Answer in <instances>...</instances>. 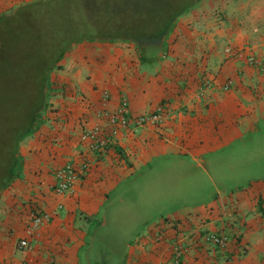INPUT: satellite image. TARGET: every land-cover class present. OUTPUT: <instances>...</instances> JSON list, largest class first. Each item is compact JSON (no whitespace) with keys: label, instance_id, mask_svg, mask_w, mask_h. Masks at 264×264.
Returning <instances> with one entry per match:
<instances>
[{"label":"crops","instance_id":"0c3cea01","mask_svg":"<svg viewBox=\"0 0 264 264\" xmlns=\"http://www.w3.org/2000/svg\"><path fill=\"white\" fill-rule=\"evenodd\" d=\"M29 1L0 0V15ZM136 46L84 41L52 70L41 123L21 140V165L0 192V264H87L89 244L113 256L116 240L127 264H177L178 245V264H264V66L250 62L264 63V0H206L158 46ZM104 91L111 111L125 100L136 117L165 103L167 117L118 130L94 155L83 131L106 124ZM85 162L74 193L57 195L56 169ZM133 196L159 216L120 235L104 211ZM35 210L51 218L29 235ZM199 229L230 231L229 249ZM23 238L29 248H19Z\"/></svg>","mask_w":264,"mask_h":264},{"label":"trees","instance_id":"16d2710c","mask_svg":"<svg viewBox=\"0 0 264 264\" xmlns=\"http://www.w3.org/2000/svg\"><path fill=\"white\" fill-rule=\"evenodd\" d=\"M62 1L33 0L0 15L1 33L17 35L3 39L0 34V106L19 96L18 108L24 114L20 126L6 132L0 126V192L21 165L20 142L40 125L50 75L72 44L105 39L141 44L139 38L146 34L152 36L147 42L160 43L182 15L206 0H70V8L78 3L84 8L82 24L90 28L85 34L78 32L82 24L66 18L69 8L64 12Z\"/></svg>","mask_w":264,"mask_h":264},{"label":"built area","instance_id":"2783aa9c","mask_svg":"<svg viewBox=\"0 0 264 264\" xmlns=\"http://www.w3.org/2000/svg\"><path fill=\"white\" fill-rule=\"evenodd\" d=\"M250 62L258 67L264 66L262 60L255 56L250 58ZM228 88V86L226 87ZM109 93L104 91L100 100L101 106L97 109V116L106 120V124L95 123L92 126H88L83 131V139L89 140V149L94 155H99L103 152L112 142L113 137L120 129H127L131 126H142L146 124L160 126L163 124L167 117L168 106L162 103L154 108V110L138 115L134 117L131 115L127 102L124 100L121 106L111 111L107 108V101L109 99ZM89 168L88 163H83L80 167H76L73 163H66L59 167L55 171L56 183L54 190L59 196H67L74 193L77 185L81 182L83 176L87 173ZM51 218V214L48 212L35 210L31 214V227L28 231L29 235L34 234L42 225L47 223ZM200 230V229H199ZM200 237L205 243L215 247L220 251H227L230 247L233 235L226 229H220L216 231L200 230ZM18 246L21 249L30 247V240L23 238L18 241ZM185 253V249L182 246L175 248L174 257L175 262L178 264ZM29 264V263H24Z\"/></svg>","mask_w":264,"mask_h":264},{"label":"rangeland","instance_id":"374dc122","mask_svg":"<svg viewBox=\"0 0 264 264\" xmlns=\"http://www.w3.org/2000/svg\"><path fill=\"white\" fill-rule=\"evenodd\" d=\"M69 1L70 0H67V1L63 0L62 1L63 3L61 4V7H63L64 9L65 8L67 9V7L69 8V13H67L66 18L70 19L71 21L75 20V21L79 22L78 25H81L85 20V14L83 12V9H84L83 6H81L82 4L78 3L79 5L76 8H70L68 6ZM184 2H192L193 3V2H195V0H184ZM70 3H72V2L70 1ZM16 9L17 8H14L13 11ZM66 9L63 11L66 12ZM176 22H175V24H176ZM175 24L169 30L168 35H169V33H171L174 30ZM15 25H16V22H13V27ZM78 27H80L78 29V32H81L82 34H85L90 29V28L89 29L86 28V26L83 24H82V26H78ZM16 28H17V25H16ZM145 28H148V27L145 26ZM0 34H1L3 39H7V38H11V37H14V38L17 37L15 32L8 33L5 31V32L1 33V31H0ZM150 37H152L151 34H146V35H143L142 37H140L139 40L144 41L141 43L142 45L139 44L140 42H137V41H132V40H124V41H129V42L135 43L137 45L136 47L138 48V50H140V52H145L146 47H150V46H152V44H155L154 41L153 42H150V41L147 42L146 39H149ZM77 44H79V43L72 44L71 49L74 46H76ZM167 50H168V48L164 49V51H162V54L165 53ZM158 53H159V50L157 51L156 55H158ZM66 54H67V52L65 53V55ZM64 56L58 62V65L63 60ZM10 96L11 95H8L7 97L10 98ZM14 97H16V99L10 98L11 100L9 101V103L7 102L8 104L5 103V104L1 105L2 107L0 106V126L5 128L4 132H6L7 129L9 130L12 126H17V125L20 126L21 125L20 122L22 123V120L24 118V114H21V111L18 108V103H19L18 99L20 97L19 96H14ZM9 124H10V127L7 128L6 126ZM141 198L142 197H140V196H133L130 205H128L129 202L125 203V204H120V205H114V206L112 205L107 210L104 211L105 213L107 212L106 216L108 217V220H110V224H111L112 228L117 232L120 231V235L129 236L132 228H136V226L138 228V227H140V225L143 222H146V221L148 222V223L146 222V224H150L151 222L156 220L157 216H159V215L153 216V213H155L156 208H153L154 206H152V204L149 205V201L147 199H144V200H146V202H144L142 200L143 198L142 199ZM139 208H140V210H139ZM122 244H123V241H120V242H119V240L115 241V246H114L115 249L114 250L116 251V253L113 255V260H114L113 262L114 263L120 262L119 256L122 254V252L124 250L122 263H119V264H127V257H128L127 254H128L129 249L128 248L124 249V246H122ZM105 248L106 247H102L103 253H104V251L107 252V249H105ZM100 252L101 251L99 250V253ZM107 259L109 260V258H107Z\"/></svg>","mask_w":264,"mask_h":264},{"label":"flooded vegetation","instance_id":"af4514ba","mask_svg":"<svg viewBox=\"0 0 264 264\" xmlns=\"http://www.w3.org/2000/svg\"><path fill=\"white\" fill-rule=\"evenodd\" d=\"M159 43L153 44L154 46H158ZM101 244L99 242L91 243L87 247V255L86 262L87 264H114L113 256L107 255V252L104 251V255L101 254ZM109 248H107L108 250ZM99 250L101 251L99 253ZM109 258V260L107 259Z\"/></svg>","mask_w":264,"mask_h":264},{"label":"water","instance_id":"95a60500","mask_svg":"<svg viewBox=\"0 0 264 264\" xmlns=\"http://www.w3.org/2000/svg\"><path fill=\"white\" fill-rule=\"evenodd\" d=\"M165 37H166V36L163 37L162 42H163V40H164Z\"/></svg>","mask_w":264,"mask_h":264}]
</instances>
